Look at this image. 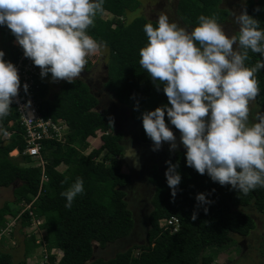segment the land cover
I'll return each instance as SVG.
<instances>
[{
	"label": "trees",
	"instance_id": "trees-1",
	"mask_svg": "<svg viewBox=\"0 0 264 264\" xmlns=\"http://www.w3.org/2000/svg\"><path fill=\"white\" fill-rule=\"evenodd\" d=\"M219 2L176 0V14L191 32L198 25L201 15L215 17L217 22L223 20L228 11L220 8ZM138 5V0H104L103 13L113 16L104 18L98 14L94 26L86 31L108 50L105 87L119 102L130 107L132 119L139 124L141 139L151 141L144 131L142 114L171 105L163 92V85L153 82L139 64V50L148 42L144 25L151 22L155 27L156 20L142 15L128 19L127 13L137 9ZM245 11L259 21L260 29H264V0H245L241 13ZM0 36L5 53L3 59L15 65L18 50L11 44L15 36L6 25H0ZM248 56L246 67L264 60L260 54L250 50ZM256 79L260 93L255 101L264 107V69L256 74ZM46 84L41 81V95L47 88ZM97 104V96L80 78L73 83L63 81L51 99L44 101L43 115L64 119L72 132L64 144L43 141V168L48 180L42 184L41 167L34 165L37 159H31L26 154L10 155L14 149L21 152L25 148L24 129L12 105L9 115L0 120V187L13 185L14 195L12 203L7 201L0 207V229L8 220L6 215L18 217L16 226L20 224V231L30 225L32 216L43 217L40 227L45 229L44 240L48 251L47 259L42 256L43 264H202L204 260L210 261L209 257L203 256L205 247L223 246L233 240V235L247 236L255 228V221L243 210L244 207L252 203L264 216V188L258 187L244 195L231 185L221 186L207 174L200 175L187 166L186 152L179 151L166 160L178 165L176 171L181 176L174 200L165 177L166 161L162 171L154 169L149 176L154 191L145 242L133 244L110 258H96L97 248L102 249L107 243L128 236L135 226L133 213L125 199L127 193L121 189L128 183V174L121 171L122 135L114 133V119L100 111ZM165 122L167 127L176 129L167 114ZM97 127L107 133L101 136V145L86 155L82 151L88 145L87 139L95 136ZM5 132H10V135L3 141L2 134ZM60 165L65 166L63 171L57 169ZM78 177L83 180L84 192L75 197L71 208H67L66 198L61 193ZM199 193L205 194L211 203L199 204L196 200ZM13 203L20 205L13 207ZM30 203L28 209L21 208V211V206ZM194 212L197 218L193 221ZM171 216L178 221L176 232L170 229L171 226L160 225L161 219ZM21 234L23 254L27 257L40 245L35 242L34 236ZM10 236L15 240L11 246L14 248L18 238L16 233ZM3 239L0 240V264H13V255L9 251L11 247L5 246ZM52 249L60 250L61 256L57 258L58 255L51 254ZM261 254L264 257V247Z\"/></svg>",
	"mask_w": 264,
	"mask_h": 264
},
{
	"label": "clouds",
	"instance_id": "clouds-1",
	"mask_svg": "<svg viewBox=\"0 0 264 264\" xmlns=\"http://www.w3.org/2000/svg\"><path fill=\"white\" fill-rule=\"evenodd\" d=\"M103 4L104 0H0V25L11 30L12 41L41 69L46 83L49 73L53 81L73 83L85 69L86 57L103 47L86 31L103 14ZM198 20L191 32L169 22L164 13L155 27L151 22L144 25L148 42L139 50V64L153 82L163 85L171 106L144 112L143 128L155 145L153 151L163 142L170 143V151L175 149L176 137L165 122L167 114L181 133L187 166L247 195L264 188V114L249 124L248 107L260 93L256 74L264 69V60L245 66L249 50L264 57V29L246 11L236 17L239 32L231 37L215 17L201 15ZM4 55L0 51V120L9 115L20 88L18 70ZM27 88L25 84V91ZM106 133L97 127L94 137L101 139ZM166 163L165 177L174 200L181 176L178 165ZM83 192V180L78 177L61 193L65 207L71 208ZM196 200L211 203L203 193ZM196 218L194 212L192 220Z\"/></svg>",
	"mask_w": 264,
	"mask_h": 264
},
{
	"label": "rangeland",
	"instance_id": "rangeland-1",
	"mask_svg": "<svg viewBox=\"0 0 264 264\" xmlns=\"http://www.w3.org/2000/svg\"><path fill=\"white\" fill-rule=\"evenodd\" d=\"M139 5L137 9L132 12H128V19L134 18L136 15H142L150 20H158L160 14L164 13L168 15L169 22L176 23L179 27L185 28L190 32V28L183 24L176 14V0H138ZM245 0H220L219 7L228 11L227 15L223 18L221 22H218L226 35L231 37L232 35L239 32V24L236 23V17L240 15L243 4ZM104 18H111L113 15L109 13H103ZM12 41V44L15 45ZM236 48V45H234ZM0 51L4 52V47L2 45V40L0 36ZM87 64L85 66V71H89L87 75L83 73L84 77L90 83L91 90L94 92L97 97L100 99V104L98 109L102 112H106L117 124V127L114 128V133L122 132L125 133L129 140L137 138L139 134V124L135 123L131 117L130 107L119 102L113 94L106 90L104 81L106 80V64L108 61V50L106 47H102L99 51L93 54H89L86 57ZM83 70V71H84ZM64 80L53 81L51 75L48 78L46 95L48 99H51L52 95L58 90L59 86ZM249 124H254L257 121L256 117L258 114H264V107L259 106L255 99L249 102ZM101 133V132H98ZM99 136V134H97ZM140 136V135H139ZM124 137V136H123ZM141 138V136H140ZM87 147L82 152L88 154L91 149H95L100 146L102 143L99 137H90L87 139ZM185 150V149H184ZM187 149L185 150V152ZM11 156L17 155V150H12L10 152ZM59 171L65 169L64 165L57 167ZM123 173H127V168L123 166L121 168ZM150 190L146 191L144 186L133 185L131 188H128L126 194V201L128 208L132 211L133 217L135 220V226L130 232V234L124 238H120L113 242L107 243L106 246L102 249L97 248L95 251V257L101 258H110L113 257L116 253L125 250L126 248L132 246L133 244H142L145 242V234L148 229V214L152 209L151 205V196ZM14 200L13 195V185L9 187H0V207L5 202H11ZM19 206L20 204L13 203V207ZM23 209L24 206H21L20 209ZM21 209V211H22ZM255 221V228L250 231L247 236L233 235V240L223 246L211 245L207 246L204 249L203 256L204 258H210V261L204 260L202 264H264V257L261 254V249L264 247V216L260 214L251 203L243 208ZM6 218L11 221V218L6 215ZM44 221V218L41 217V223ZM33 219L30 222V225L25 227L22 231L17 226H13L12 233H16L18 238V243L14 248V239L9 237L7 231L1 232L0 229V240L4 237L2 242L5 246L11 247L9 251L13 255V264H21L24 260L25 264H43V251L46 242L44 240L45 230H41L35 226ZM13 223L11 224V226ZM26 233L28 236H34L35 240L40 241V246L33 249L32 252L27 255L23 254V236L21 233ZM15 243V242H14ZM43 250V251H42ZM52 253H57L59 258L61 256V251L58 249H52ZM41 254V255H40ZM40 255V258H39ZM137 255V252H135ZM39 258V259H38ZM37 262V263H36ZM201 264V263H200Z\"/></svg>",
	"mask_w": 264,
	"mask_h": 264
},
{
	"label": "built area",
	"instance_id": "built-area-1",
	"mask_svg": "<svg viewBox=\"0 0 264 264\" xmlns=\"http://www.w3.org/2000/svg\"><path fill=\"white\" fill-rule=\"evenodd\" d=\"M17 42V41H16ZM15 48L18 50V56L15 63V67L18 70V76L20 79V88L18 90L17 97L13 98L12 106L18 114V121L20 126L24 129L23 139L25 141V148L18 152L21 155H29L31 159H37V165H40L42 168L41 181H47V177L44 175V159L42 156V150L44 148L43 141L51 140L58 143L64 144L67 141V137L71 134V129L68 124L61 118L52 119L51 117H46L42 112V105L47 99L46 93L41 95V81H44V77L41 76V69L38 66H35L33 61L30 58L24 56L23 48L17 43H15ZM27 84V91L24 89V85ZM11 123V122H10ZM9 123V124H10ZM10 132H5L2 136V139L5 140L9 137ZM41 189V188H40ZM40 189L39 192L40 193ZM30 204L24 206V209H28ZM30 214H32L30 212ZM20 215V214H18ZM18 217L11 219L12 222H9L8 219L4 228L1 230L7 231V234L10 236L12 233V228L17 222ZM33 222L37 228L40 230L41 218L32 216ZM177 218L171 216V218H163L160 220V225L164 227L171 226V230L176 232L177 230ZM13 225L11 226V224ZM28 236V235H27ZM15 242V240H14ZM13 241L12 243L15 244ZM36 243L40 244V241L35 240ZM43 258L47 259V249L43 247ZM51 252V251H50ZM56 254L57 253H52Z\"/></svg>",
	"mask_w": 264,
	"mask_h": 264
},
{
	"label": "flooded vegetation",
	"instance_id": "flooded-vegetation-1",
	"mask_svg": "<svg viewBox=\"0 0 264 264\" xmlns=\"http://www.w3.org/2000/svg\"><path fill=\"white\" fill-rule=\"evenodd\" d=\"M88 72L89 71H85V70L82 71L80 79L85 81V83H87L90 86V83L87 80H85L86 78L83 76L84 75L83 73L87 75ZM105 82L106 80L104 81V83ZM106 90L108 89L106 88ZM99 104H100V99L98 98L97 108ZM116 127H117V124L115 123L114 128ZM169 128L170 130L173 131L176 137L175 143L177 145V147L171 151H170L169 142H163L162 146L158 150L153 151V148L155 147V145L153 144L152 141L142 140L139 134L138 136H136L137 137L136 139L133 138L132 140H129L128 139L129 136H127L125 133L122 132L121 144L123 145V153L121 155V161L122 163H124V166L128 170L127 172L128 183L126 186H122V188L126 191V193L128 192V188H131L135 184L144 186L146 191L150 190V194L153 193L154 186H153V183L149 180V176L152 174L154 169L162 171L165 165V161L167 159L174 157L176 153L179 151L186 150V148L181 142L180 131L178 129H173L171 127ZM127 150H133L132 151L133 158L131 159V162L128 159L130 165L123 158L125 157L124 151H127Z\"/></svg>",
	"mask_w": 264,
	"mask_h": 264
},
{
	"label": "water",
	"instance_id": "water-1",
	"mask_svg": "<svg viewBox=\"0 0 264 264\" xmlns=\"http://www.w3.org/2000/svg\"><path fill=\"white\" fill-rule=\"evenodd\" d=\"M132 151L133 150H127V151H124V156L125 157H123L124 158V160L126 161V162H128V164L130 165V163H129V161H128V159L130 160V162H131V159L133 158V156H132ZM126 153V154H125ZM136 161V160H135ZM121 163H122V161H121ZM121 189H123L122 187H121Z\"/></svg>",
	"mask_w": 264,
	"mask_h": 264
},
{
	"label": "crops",
	"instance_id": "crops-1",
	"mask_svg": "<svg viewBox=\"0 0 264 264\" xmlns=\"http://www.w3.org/2000/svg\"><path fill=\"white\" fill-rule=\"evenodd\" d=\"M8 217H10L11 219L14 218V217H11V216H8Z\"/></svg>",
	"mask_w": 264,
	"mask_h": 264
}]
</instances>
